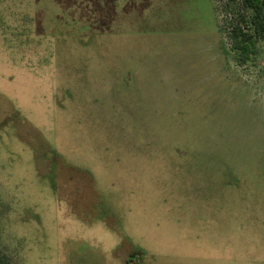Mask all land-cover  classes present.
<instances>
[{
  "label": "rangeland",
  "instance_id": "obj_1",
  "mask_svg": "<svg viewBox=\"0 0 264 264\" xmlns=\"http://www.w3.org/2000/svg\"><path fill=\"white\" fill-rule=\"evenodd\" d=\"M225 2L0 0L2 264H264V40L240 63Z\"/></svg>",
  "mask_w": 264,
  "mask_h": 264
},
{
  "label": "trees",
  "instance_id": "obj_2",
  "mask_svg": "<svg viewBox=\"0 0 264 264\" xmlns=\"http://www.w3.org/2000/svg\"><path fill=\"white\" fill-rule=\"evenodd\" d=\"M222 11L226 16L222 33L230 50L245 64L255 54L256 44L264 40V0H226ZM135 255L128 262H133Z\"/></svg>",
  "mask_w": 264,
  "mask_h": 264
},
{
  "label": "crops",
  "instance_id": "obj_3",
  "mask_svg": "<svg viewBox=\"0 0 264 264\" xmlns=\"http://www.w3.org/2000/svg\"><path fill=\"white\" fill-rule=\"evenodd\" d=\"M140 255V259L144 258L145 252H143L142 250H137ZM137 257V256H136Z\"/></svg>",
  "mask_w": 264,
  "mask_h": 264
}]
</instances>
